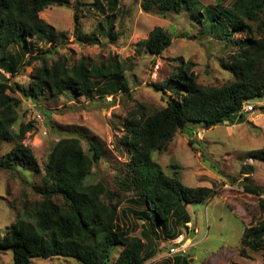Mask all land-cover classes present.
Instances as JSON below:
<instances>
[{"label": "trees", "instance_id": "obj_1", "mask_svg": "<svg viewBox=\"0 0 264 264\" xmlns=\"http://www.w3.org/2000/svg\"><path fill=\"white\" fill-rule=\"evenodd\" d=\"M212 1L213 5L204 7L196 0H143L140 6L144 12L157 10L162 17L184 12L196 26L207 29L216 42L226 47L234 45V52L221 63L222 69L231 73V79L221 86L201 85L191 65L180 61L169 75L165 89L171 93L164 94L165 106L147 114L144 107L136 105L135 111L125 117L119 144L128 162L117 177L116 192H110L102 182L85 184L102 156L94 139H87L91 156L77 137L55 143L43 164V188L35 189L40 199L21 207L0 240V251L10 252L13 264H31L33 258L107 264L116 248L120 251L113 264H146L155 255L161 234L173 240L179 235L173 234L175 228H187L190 217L186 207L211 197L209 188L184 186L177 171L166 175L153 157L164 153L174 135L188 124H201L204 130L233 125L236 116L245 120L243 107L247 100L264 96V0ZM103 2L111 13L115 12L118 0H93L94 8L103 12ZM52 3L53 0H0V145H11L0 160V172H39L35 157L24 145L30 125L19 117V104L9 92L18 91L23 99L36 104L44 90L54 98L74 94L92 101L127 90L122 81L124 69L115 60L99 65L84 61L68 65L65 57L55 61L50 57L55 55L57 35L39 14ZM75 23L78 27L76 15ZM241 33L247 36L232 39ZM29 38L47 44L49 49L28 57ZM171 43V36L157 27L139 46L156 57ZM14 45L18 50L9 53ZM36 62L39 67L32 70L26 89L18 83L14 87L8 84L6 75L13 78L21 68ZM44 112L49 121V114ZM247 158L264 161V148L248 152ZM245 169L246 181L250 182L253 168L249 165ZM243 187L253 195H263L259 208L264 212V188L249 184ZM122 202H127L128 207L121 209ZM121 215L140 223L139 237L131 236L128 227L119 223ZM240 242L253 253L261 250L264 222L243 227ZM170 256H175L170 264H188L185 254Z\"/></svg>", "mask_w": 264, "mask_h": 264}, {"label": "rangeland", "instance_id": "obj_2", "mask_svg": "<svg viewBox=\"0 0 264 264\" xmlns=\"http://www.w3.org/2000/svg\"><path fill=\"white\" fill-rule=\"evenodd\" d=\"M196 1L204 7L213 5L212 0ZM142 2L118 0L115 12L111 13L104 2L101 12L94 8L93 0H60V3L53 0L39 14L54 27L57 35L55 55L50 56L54 61L65 57L68 65L79 61L99 65L115 60L124 69L122 81L127 84V90L95 101L74 94L54 98L44 90L36 104L23 99L18 91L9 92L19 104V117L30 125L24 145L35 157L39 172L25 175H12L8 170L0 172V240L21 207L40 199L35 189L43 188V164L59 140L77 137L85 153L91 156L87 139H94L100 145L102 156L93 165L85 184L102 182L110 192H116L117 177L128 162V155L119 144L125 117L135 111L136 105L144 107L147 114L165 106L164 94L171 93L165 89L168 78L180 61L191 65L201 85L221 86L231 79V73L222 69L221 63L234 52V45L226 47L216 42L207 29L196 26L184 12L162 17L157 10L144 12ZM157 27L171 36L172 43L154 57L145 53L139 44ZM102 32L105 34L101 35ZM245 36L246 33L234 34L232 39L237 41ZM28 49L27 56L32 57L45 53L49 46L29 38ZM17 50L14 45L8 51L15 54ZM35 67H39L38 62L21 68L13 78L6 75L8 84L14 87L18 83L26 89ZM245 104L253 111L244 113L243 122L236 116L235 124L209 130H204L201 124H188L174 135L164 153L153 157L166 175L177 171L184 186L212 190L211 197L204 202L187 206L190 217L187 228L180 226L173 231L174 235L183 236L176 253L185 254L188 264H264V247L253 253L240 242L243 227L264 222V212L259 208L263 195H253L243 187L249 184L256 189L264 188V161L247 158L248 152L264 148V96L247 100ZM43 112L49 114V121ZM10 148L9 144L0 145V160ZM249 165L253 171L247 182L245 167ZM173 166L176 169H171ZM120 207L127 208L128 203L122 202ZM121 217L119 223L128 227L131 236L139 237L140 223L129 215ZM163 236L160 235L154 248L156 253L146 264H170L176 256L169 255L173 241ZM119 251L116 248L112 252L107 264H113ZM0 264H13L10 252L0 251ZM31 264L73 263L61 258H33Z\"/></svg>", "mask_w": 264, "mask_h": 264}, {"label": "built area", "instance_id": "obj_3", "mask_svg": "<svg viewBox=\"0 0 264 264\" xmlns=\"http://www.w3.org/2000/svg\"><path fill=\"white\" fill-rule=\"evenodd\" d=\"M252 111H253V108L249 105L243 107V112H252ZM180 239H181V237L179 239L175 240L174 242H176V244H177L180 242ZM176 252H178V246L175 245V246L171 247L169 254L173 255Z\"/></svg>", "mask_w": 264, "mask_h": 264}, {"label": "clouds", "instance_id": "obj_4", "mask_svg": "<svg viewBox=\"0 0 264 264\" xmlns=\"http://www.w3.org/2000/svg\"><path fill=\"white\" fill-rule=\"evenodd\" d=\"M246 106V105H245ZM187 226V225H186ZM181 237V239H180V242L179 243H181V241L183 240V236H182V234H179L178 236H177V238H175V239H173V240H171V241H173L172 243H171V246H170V249H171V247H173V246H178V244L179 243H177L176 244V242H174L175 240H177V239H179ZM179 247V246H178ZM170 249H169V252H170ZM184 250H181V252H183ZM179 252V251H178ZM176 254V253H175ZM170 255V254H169Z\"/></svg>", "mask_w": 264, "mask_h": 264}, {"label": "crops", "instance_id": "obj_5", "mask_svg": "<svg viewBox=\"0 0 264 264\" xmlns=\"http://www.w3.org/2000/svg\"><path fill=\"white\" fill-rule=\"evenodd\" d=\"M186 211H187V207H186ZM188 212V211H187ZM190 223L186 224V225H189Z\"/></svg>", "mask_w": 264, "mask_h": 264}, {"label": "water", "instance_id": "obj_6", "mask_svg": "<svg viewBox=\"0 0 264 264\" xmlns=\"http://www.w3.org/2000/svg\"><path fill=\"white\" fill-rule=\"evenodd\" d=\"M193 236V233L190 235V237H192Z\"/></svg>", "mask_w": 264, "mask_h": 264}]
</instances>
